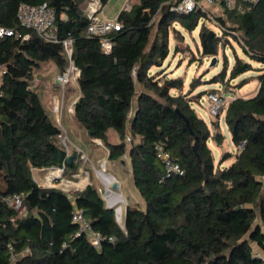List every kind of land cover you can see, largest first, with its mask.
Masks as SVG:
<instances>
[{
    "label": "trees",
    "instance_id": "16d2710c",
    "mask_svg": "<svg viewBox=\"0 0 264 264\" xmlns=\"http://www.w3.org/2000/svg\"><path fill=\"white\" fill-rule=\"evenodd\" d=\"M107 2L99 0L100 8ZM88 3L0 0V27L29 36L0 38V170L6 184L0 189V264H11V254L13 264H264V0L254 5L235 0L232 8L221 4V16L213 19L227 42L233 38L250 61L261 65L255 95L222 108L231 143L238 148L222 169L214 167L207 143L220 146L223 136L217 123L212 133L191 109L193 85L185 94L180 78L149 71L168 56L172 24L193 31L200 17L211 19L207 13L179 12L178 0H134L118 14L120 27L107 36L111 50L103 53L99 39L85 33ZM20 4H46L53 10L57 42L20 27ZM208 33L202 24L203 57L217 54L218 37L209 43ZM66 39L72 41L69 59L62 45ZM69 62L78 73L73 118L90 132L88 139L102 144L108 161L127 158L143 202L142 209L127 206L121 223L92 185L70 196L40 187L32 175L49 168L72 174L79 166L77 154L59 144L61 130L32 84L42 65L51 63L61 74ZM226 64L224 57L212 83L226 86L252 70L235 55L225 82ZM109 130L117 143L109 141ZM158 146L181 167V176L165 172ZM229 158L223 155L221 162ZM14 195L22 197L21 211L7 202ZM73 205L101 235L99 246L75 235Z\"/></svg>",
    "mask_w": 264,
    "mask_h": 264
},
{
    "label": "rangeland",
    "instance_id": "374dc122",
    "mask_svg": "<svg viewBox=\"0 0 264 264\" xmlns=\"http://www.w3.org/2000/svg\"><path fill=\"white\" fill-rule=\"evenodd\" d=\"M114 1L112 3H114ZM128 3L130 4V1ZM130 6L131 5H129V7ZM110 8L111 4L108 10ZM204 9L211 19L200 17L198 26L193 31L185 30L178 22H174L172 24L173 32L169 34L168 38V56L159 68L153 67L149 71L152 73V71L154 72L160 70L164 72L167 78H180L183 81V93L185 94L189 92L192 85L194 86H192L193 90L189 94V99H191V109H193L198 118L203 120L212 133L216 132L213 124L217 123L218 130L223 136V142L220 146H217L212 140H209L207 143L212 153L214 167L216 169H222L232 162L238 148L234 147L231 143L230 134L223 121V112H221L216 118L209 115L208 108L210 106V102L207 100V95L208 93L222 95L225 100V105L236 98H248L252 96L258 87L256 76L259 73L256 69L260 68V66L257 63L250 61L249 58L243 54L240 45L233 38L228 37L227 42L225 37L221 34L219 28L214 24L213 19L221 16L222 14L220 5H217L214 9H210L209 6L204 7ZM202 24H204L205 29L212 31L213 35L218 37L216 54L217 64L211 68H208L209 57H203L201 54L199 30ZM235 55L251 64L252 70L239 76L235 80L230 81V83L226 86L221 83H212L211 79L219 74L223 68L224 57L227 61V75L225 82L228 81V74L233 65ZM49 65L52 66L51 63L42 65L40 69L34 73L32 82L33 87L37 88V92L40 95L43 106L48 111L51 119L61 130V137L58 139L59 144L62 147H65L68 154L73 153L76 155L78 153L82 157L79 160L78 166L82 169V180L87 182V179L89 178V180L97 183L93 170H95L97 174L102 172L116 179L115 182L118 189L115 192L118 196L123 198V201L115 200L113 203H115L114 208H118L119 206L122 207L120 217L121 223L124 209L127 206L134 205L132 200L139 204L138 206H134L140 209L143 208L139 198L136 196L137 194L135 193L136 191L131 183L132 181L128 176V166L126 164L127 158L123 157L120 160L123 161V164L120 161H108L107 151L100 142L96 141L98 144H101L100 146L97 145V148H99L100 151L99 157L102 158L105 163H102L101 167H99L96 166V163L90 161L88 156L84 157L80 150L70 147L69 140H74L76 136H79L78 138L80 140L77 144L80 146L82 151L87 152L86 145L82 143V140H88V135L78 126V124H76L77 122L75 123V120H73V104L75 103L78 95V88L74 86L73 88H69L67 90L65 89L63 91L60 87L53 85L52 81L54 73L49 72ZM240 80L246 81L243 86L236 87ZM54 106H57L56 112H54ZM112 140V137L109 136V141L111 143H113ZM223 155H231V158L224 161V163H222V167H220L219 164L222 161ZM102 169H104V171ZM43 174L44 173L41 172H33V176L40 181L44 176ZM46 174L47 176L52 175L49 174V172ZM101 179L104 181L103 178ZM0 189H6V184L4 180H2L1 170ZM120 191H124L125 194L123 195Z\"/></svg>",
    "mask_w": 264,
    "mask_h": 264
},
{
    "label": "built area",
    "instance_id": "2783aa9c",
    "mask_svg": "<svg viewBox=\"0 0 264 264\" xmlns=\"http://www.w3.org/2000/svg\"><path fill=\"white\" fill-rule=\"evenodd\" d=\"M240 3L254 5L259 0H238ZM224 4L226 8H232L235 5V0H178L177 10L182 13H190L194 10L201 9L205 11L204 7L207 6H217ZM128 10V7L125 8ZM100 5L99 0H89V3L86 8V16L88 17V24L85 30V33L89 37H96L99 39V44L101 51L103 53H109L111 50V43L108 40V35L117 30L120 27V23L117 20H107L100 15ZM206 12V11H205ZM17 20L21 28L30 30L34 32L41 40L46 42H57V37L55 33V16L53 10L48 7L46 4L39 6H29L25 4H20L17 10ZM2 37H14L16 39L27 40L29 38L28 34L20 35L16 30H8L0 27V38ZM71 39H66L62 42L65 54L67 58H70L71 54ZM78 73L76 68L71 62H69L66 70L55 77L56 85L60 87L63 91L69 88H73L77 85ZM207 100L210 102L208 108V113L211 117L216 118L221 113L223 106L225 105V100L222 95H217L215 93H208ZM57 111V106H54V112ZM129 139H127L128 141ZM158 157L162 160L165 172L168 175H178L181 176L183 171L181 167L173 162L169 155L163 152L161 147H157ZM77 156L82 157L77 153ZM104 171V169H102ZM56 173V174H53ZM63 173V168H54L49 171V174L53 176H47V178L59 177V174ZM52 178V179H53ZM51 181V180H49ZM116 183L113 179L110 184L104 187L103 200L106 207L113 208L118 212V208H114L115 203L110 202L109 197L107 196V191L115 192L118 189L113 190L111 185ZM117 185V184H116ZM116 193V192H115ZM9 205L16 211H21L23 209L22 197L20 195H14L7 200ZM120 217H121V210ZM71 221L76 226V236L80 234L85 235L90 244L93 246H99L102 237L99 233L92 230L90 223L85 218L81 209L73 205L71 211ZM120 223V221H118ZM110 240V239H109ZM10 253L12 248L9 247ZM15 260V255L11 254L10 261L13 264Z\"/></svg>",
    "mask_w": 264,
    "mask_h": 264
},
{
    "label": "crops",
    "instance_id": "0c3cea01",
    "mask_svg": "<svg viewBox=\"0 0 264 264\" xmlns=\"http://www.w3.org/2000/svg\"><path fill=\"white\" fill-rule=\"evenodd\" d=\"M114 0H108V2L103 6V8L101 9L100 11V15L107 19V20H116L117 19V16L118 14L124 10L126 7H128V10L130 9V7L134 4V0H116L114 1V3H112ZM130 1V4L128 3ZM111 4V8L108 10L109 6ZM129 5H131L129 7ZM216 6H210V9H214ZM87 8V6H86ZM86 8H85V14H86ZM260 67L261 65L258 64ZM49 72H52L54 73V78H53V85H55L57 87L56 84H54V80H55V77L57 75H59L57 73V70L55 68L54 65H49ZM155 72V71H154ZM152 71V73H154ZM248 73V72H247ZM151 74V72H150ZM77 87V85H76ZM258 88V87H257ZM257 91V90H256ZM256 91L254 92V94L250 97H253L256 93ZM79 97V93L77 95V98L76 100L78 99ZM248 97V98H250ZM76 102V101H75ZM75 120V119H73ZM76 123V121H75ZM77 124V123H76ZM79 126V125H78ZM80 127V126H79ZM81 128V127H80ZM83 130V129H82ZM106 135L108 136V139H109V136L112 137V141L113 143H117L118 142V138H117V135L109 130ZM66 137V136H65ZM79 136H76V138L73 140H69V145L71 148H76L78 150H80L82 153H83V156H88V159L94 163H96V166H99L101 167V164L104 163V160L102 158L99 157V148H97V145L100 146L101 144H98L97 140H82V143L86 145V148H87V152H84L81 150L80 146H78L77 143H79L78 141L80 140L78 138ZM97 141V142H96ZM94 144V145H93ZM96 145V146H95ZM222 163L224 162H220L219 166L222 167ZM105 164V163H104ZM123 164V163H122ZM127 166H128V176L129 178L131 179V172H130V166H129V162L127 161ZM53 170V168H49V169H39V170H33L32 171V175H33V172H41V173H44L43 175V178L42 180H38L36 179L34 176V180L38 183V185L40 187H43V188H57V189H60L62 190L63 192L69 194L70 196L72 195V193L74 192H78V191H81L83 190L87 185H92L98 192L99 194L101 195V197H103V193H104V187L106 186L105 184V181H103L101 178L99 179V176L97 174V172L95 170H93V174L95 176V179L97 181L94 182V181H91L89 180V178L87 179V182L82 180V169H80L78 167L77 171L72 173V174H65V173H62L59 175V177L57 176L56 178H53V177H50V178H47V172ZM54 171H55V168H54ZM53 174H56V173H53ZM53 174L51 176H53ZM86 174V173H85ZM53 178V179H52ZM114 179V178H113ZM51 180V181H49ZM115 180V179H114ZM116 181V180H115ZM132 181V179H131ZM132 183V182H131ZM99 185V186H98ZM133 185V184H132ZM134 188V187H133ZM136 191V190H135ZM121 193L124 195L125 192L124 191H121ZM137 195V198H139V201L141 202L142 206H143V202L140 198V196L138 195L137 191L135 192ZM132 200V199H131ZM134 202V205L138 206L139 204L136 203V201L132 200ZM131 206V207H136V206ZM121 207V206H120ZM121 210H122V207H121ZM125 211V209H124Z\"/></svg>",
    "mask_w": 264,
    "mask_h": 264
},
{
    "label": "water",
    "instance_id": "95a60500",
    "mask_svg": "<svg viewBox=\"0 0 264 264\" xmlns=\"http://www.w3.org/2000/svg\"><path fill=\"white\" fill-rule=\"evenodd\" d=\"M212 36H213V32H212V31H209V33H208V35H207V37H206V39H207V41H208L209 43H210V40H211ZM216 64H217L216 56L209 57L208 68L214 67ZM54 84H56V80H54ZM175 112H176V113L182 118V120L184 121V123H185L186 126L188 127L187 119H186L184 116L180 115V113H179L177 110H176ZM87 134L90 135V132H88ZM71 158H72L71 156L68 157L67 161L69 162ZM120 162L123 163V161H120ZM109 177H110V176H109ZM110 178H112V177H110ZM112 179H113V178H112ZM111 188H112L113 190L117 189V185H116V183H113V184L111 185ZM119 210H121V207H120V206L118 207V212H116V214H115V217H116L117 222L120 221V211H119Z\"/></svg>",
    "mask_w": 264,
    "mask_h": 264
},
{
    "label": "bare ground",
    "instance_id": "6f19581e",
    "mask_svg": "<svg viewBox=\"0 0 264 264\" xmlns=\"http://www.w3.org/2000/svg\"><path fill=\"white\" fill-rule=\"evenodd\" d=\"M99 178H103L105 181L106 186L108 187V185L110 184V182L113 180L112 178H110L108 175L99 172L98 173ZM116 180V179H115ZM121 192V191H120ZM107 196L109 197L110 202L113 201H123V198L121 196H118L115 192H111V191H107ZM117 197V198H116Z\"/></svg>",
    "mask_w": 264,
    "mask_h": 264
}]
</instances>
